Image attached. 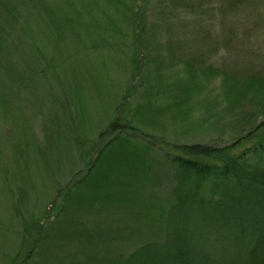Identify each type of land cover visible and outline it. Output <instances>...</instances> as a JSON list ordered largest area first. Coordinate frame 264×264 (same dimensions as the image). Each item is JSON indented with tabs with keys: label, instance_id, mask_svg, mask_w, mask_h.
Listing matches in <instances>:
<instances>
[{
	"label": "rangeland",
	"instance_id": "374dc122",
	"mask_svg": "<svg viewBox=\"0 0 264 264\" xmlns=\"http://www.w3.org/2000/svg\"><path fill=\"white\" fill-rule=\"evenodd\" d=\"M116 4L0 0V264H111L183 227L216 246L192 203L208 181L168 157L231 145L264 119L251 94L230 101L264 79V0ZM117 116L150 141L122 133L116 187L109 172L69 187L119 132ZM62 207L65 232L37 254Z\"/></svg>",
	"mask_w": 264,
	"mask_h": 264
},
{
	"label": "trees",
	"instance_id": "16d2710c",
	"mask_svg": "<svg viewBox=\"0 0 264 264\" xmlns=\"http://www.w3.org/2000/svg\"><path fill=\"white\" fill-rule=\"evenodd\" d=\"M110 1L117 3L116 5L119 3V0ZM8 12L9 9L6 10L7 14ZM134 17L135 23L141 22L137 19L138 13H134ZM135 39L139 40L141 37ZM138 58L141 64V58ZM233 80L234 78L231 81ZM238 92V95L234 93L230 97V101H238L251 94L253 101L259 100L264 104V79L252 78L241 84ZM127 129L132 130V135H128L130 140L138 136L147 138L146 135L135 133V129L128 123L121 125L117 116L109 131L119 132L97 150L85 174L69 187L80 185L90 179V176L98 183L104 172L113 174L116 187L117 177L122 171V152L115 143L120 141L122 133ZM147 139L149 142L150 139ZM150 145L152 147L148 149L157 146L153 142ZM181 149L190 158L169 156L168 160L179 170L192 173L197 180L208 181L207 191L203 190L199 199H196L197 194L194 192L192 203L195 204L193 207L196 213L211 221V225H205L203 229L208 228L213 233L216 246L208 247L191 241L194 236L188 228L183 227L177 231L173 241L167 237L161 242L141 243L128 255L115 257L111 264H264L262 257L256 256L264 250V119L231 145L222 148L193 145L183 146ZM196 156L200 160H196ZM203 158L209 160H202ZM118 165L120 170L117 169ZM196 189L200 187L196 186ZM93 200L97 198L94 197ZM64 209H59L55 220L49 224V236L39 234L33 246L38 251L37 254L41 251L43 254L44 243L51 241L55 236L54 231H61L59 234L65 232L63 221H60ZM185 237H190V242H183ZM171 248H174L173 251H170ZM31 256L32 250L27 253L26 258Z\"/></svg>",
	"mask_w": 264,
	"mask_h": 264
}]
</instances>
